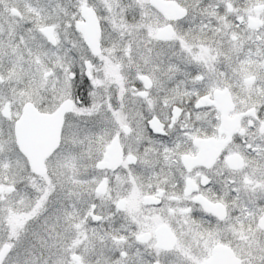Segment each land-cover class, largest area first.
Instances as JSON below:
<instances>
[{"label": "snow or ice", "instance_id": "snow-or-ice-1", "mask_svg": "<svg viewBox=\"0 0 264 264\" xmlns=\"http://www.w3.org/2000/svg\"><path fill=\"white\" fill-rule=\"evenodd\" d=\"M0 264H264V0H0Z\"/></svg>", "mask_w": 264, "mask_h": 264}]
</instances>
